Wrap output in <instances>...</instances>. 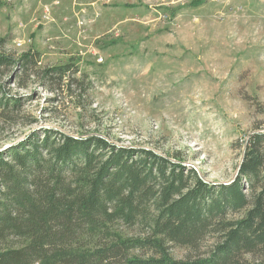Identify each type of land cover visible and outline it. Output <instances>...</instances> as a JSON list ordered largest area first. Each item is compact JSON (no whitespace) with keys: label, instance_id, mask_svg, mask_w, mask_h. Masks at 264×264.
Here are the masks:
<instances>
[{"label":"rangeland","instance_id":"rangeland-1","mask_svg":"<svg viewBox=\"0 0 264 264\" xmlns=\"http://www.w3.org/2000/svg\"><path fill=\"white\" fill-rule=\"evenodd\" d=\"M1 38L64 72L55 90L10 82L25 118L0 129V149L42 129L95 134L177 157L214 186L264 131V0H0Z\"/></svg>","mask_w":264,"mask_h":264},{"label":"trees","instance_id":"trees-1","mask_svg":"<svg viewBox=\"0 0 264 264\" xmlns=\"http://www.w3.org/2000/svg\"><path fill=\"white\" fill-rule=\"evenodd\" d=\"M5 44L0 129L25 118L11 81L55 90L64 72ZM0 264H264V131L248 136L234 178L214 186L151 148L28 134L0 149Z\"/></svg>","mask_w":264,"mask_h":264}]
</instances>
